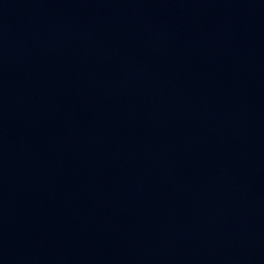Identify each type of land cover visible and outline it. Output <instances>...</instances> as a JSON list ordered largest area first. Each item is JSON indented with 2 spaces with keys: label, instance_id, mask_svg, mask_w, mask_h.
<instances>
[{
  "label": "water",
  "instance_id": "obj_1",
  "mask_svg": "<svg viewBox=\"0 0 264 264\" xmlns=\"http://www.w3.org/2000/svg\"><path fill=\"white\" fill-rule=\"evenodd\" d=\"M0 264H264V0H0Z\"/></svg>",
  "mask_w": 264,
  "mask_h": 264
}]
</instances>
